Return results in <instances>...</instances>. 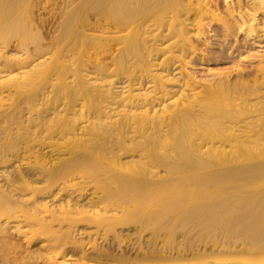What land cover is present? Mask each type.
Returning a JSON list of instances; mask_svg holds the SVG:
<instances>
[{"label": "bare ground", "instance_id": "obj_1", "mask_svg": "<svg viewBox=\"0 0 264 264\" xmlns=\"http://www.w3.org/2000/svg\"><path fill=\"white\" fill-rule=\"evenodd\" d=\"M74 254L264 264V0H0V264Z\"/></svg>", "mask_w": 264, "mask_h": 264}, {"label": "rangeland", "instance_id": "obj_2", "mask_svg": "<svg viewBox=\"0 0 264 264\" xmlns=\"http://www.w3.org/2000/svg\"><path fill=\"white\" fill-rule=\"evenodd\" d=\"M217 4L222 7L221 1H217ZM211 26L212 31L210 33V44L208 46L201 47V54L205 58L200 63H198L197 60H193L191 69L192 71L196 72L199 76L212 71H227L230 72V77H232L235 75V72L232 71L234 70L233 68L238 64L239 53L237 54V52H234L235 54H232L233 50L228 49L227 43L220 35V28L215 25ZM10 47L6 48V51L12 50V48ZM255 49L257 50L260 48L257 47ZM243 56H246V54H244ZM254 61L255 60H251L250 58L246 59V63L240 66L243 73H249L255 69L256 64ZM78 257V254H74L69 259V263L87 264L85 260H79Z\"/></svg>", "mask_w": 264, "mask_h": 264}]
</instances>
